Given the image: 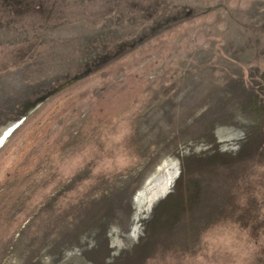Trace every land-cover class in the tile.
<instances>
[{
  "label": "rangeland",
  "instance_id": "1",
  "mask_svg": "<svg viewBox=\"0 0 264 264\" xmlns=\"http://www.w3.org/2000/svg\"><path fill=\"white\" fill-rule=\"evenodd\" d=\"M22 119L0 264H264V0H0Z\"/></svg>",
  "mask_w": 264,
  "mask_h": 264
},
{
  "label": "water",
  "instance_id": "2",
  "mask_svg": "<svg viewBox=\"0 0 264 264\" xmlns=\"http://www.w3.org/2000/svg\"><path fill=\"white\" fill-rule=\"evenodd\" d=\"M23 120V119H22ZM21 122H17V123H13L9 129H8V134H7V137L9 135H11L15 129H17L19 127ZM6 140L2 141L0 143V148L1 146H3V144L5 143ZM167 189H168V186H162L160 189H158L154 195V197L150 200V202L152 203L154 200L157 201L160 197H163L166 193H167Z\"/></svg>",
  "mask_w": 264,
  "mask_h": 264
},
{
  "label": "bare ground",
  "instance_id": "3",
  "mask_svg": "<svg viewBox=\"0 0 264 264\" xmlns=\"http://www.w3.org/2000/svg\"><path fill=\"white\" fill-rule=\"evenodd\" d=\"M12 125V124H11ZM11 125H9L7 128H5L3 131H2V133H1V135H0V143L2 142V141H4V140H6L8 137H7V134L9 133L8 132V129H9V127L11 126Z\"/></svg>",
  "mask_w": 264,
  "mask_h": 264
},
{
  "label": "trees",
  "instance_id": "4",
  "mask_svg": "<svg viewBox=\"0 0 264 264\" xmlns=\"http://www.w3.org/2000/svg\"><path fill=\"white\" fill-rule=\"evenodd\" d=\"M46 124H47V123H46ZM46 124H45V125H46ZM46 126H47V125H46ZM46 126H44V129L46 128ZM30 130L33 131V130H34V127H33L32 129L29 128V131H30ZM42 130H43V127H40V128L38 129V131H42Z\"/></svg>",
  "mask_w": 264,
  "mask_h": 264
}]
</instances>
